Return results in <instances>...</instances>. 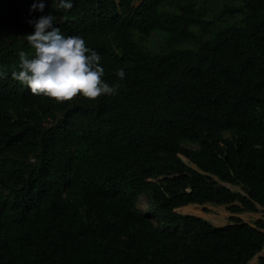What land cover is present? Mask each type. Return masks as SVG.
Wrapping results in <instances>:
<instances>
[{
	"label": "trees",
	"instance_id": "1",
	"mask_svg": "<svg viewBox=\"0 0 264 264\" xmlns=\"http://www.w3.org/2000/svg\"><path fill=\"white\" fill-rule=\"evenodd\" d=\"M33 2L0 0V264H248L264 219L177 208L264 207V0ZM50 12L115 95L57 102L12 78L35 53L27 21ZM154 31L159 52L143 45Z\"/></svg>",
	"mask_w": 264,
	"mask_h": 264
},
{
	"label": "clouds",
	"instance_id": "2",
	"mask_svg": "<svg viewBox=\"0 0 264 264\" xmlns=\"http://www.w3.org/2000/svg\"><path fill=\"white\" fill-rule=\"evenodd\" d=\"M45 0H34L29 13L43 12ZM57 9L70 10L73 0H57ZM57 17L51 12L29 19L33 31L26 35L27 42L34 48L29 58L24 50L18 51V71H12L14 80L26 86L33 95H44L57 102L71 100L77 94L95 100L102 95H115L119 85H110L104 77L101 55L86 46L79 35H64L54 26ZM115 75L123 80L125 70L117 69ZM4 73L0 72V78Z\"/></svg>",
	"mask_w": 264,
	"mask_h": 264
},
{
	"label": "rangeland",
	"instance_id": "3",
	"mask_svg": "<svg viewBox=\"0 0 264 264\" xmlns=\"http://www.w3.org/2000/svg\"><path fill=\"white\" fill-rule=\"evenodd\" d=\"M143 45L152 52L162 51L164 48L168 46L167 37L161 31H154L144 42ZM189 43L181 44V47H187ZM225 137H229V134H225ZM185 162L190 163L186 158L182 157ZM223 183V182H221ZM229 187H231L235 191H241L240 186H232L231 184L223 183ZM139 206L143 209H147L145 197H141L139 200ZM197 216H201L202 218L210 221L211 223L221 226L230 223L231 221V213L227 206L225 205H215L212 203L206 204H198L196 205V211H193ZM244 220L245 222L255 224L257 220L264 219V207H259L257 212H242L237 214ZM264 254V249L256 255L248 264H259V256Z\"/></svg>",
	"mask_w": 264,
	"mask_h": 264
},
{
	"label": "crops",
	"instance_id": "4",
	"mask_svg": "<svg viewBox=\"0 0 264 264\" xmlns=\"http://www.w3.org/2000/svg\"><path fill=\"white\" fill-rule=\"evenodd\" d=\"M196 205H198V204H188V205H185V206L177 208V211L182 213V214H194L193 211H196ZM237 214H240V213H237ZM237 214H231V216H235V217H239L240 218V216H238ZM194 215H197V214H194Z\"/></svg>",
	"mask_w": 264,
	"mask_h": 264
},
{
	"label": "water",
	"instance_id": "5",
	"mask_svg": "<svg viewBox=\"0 0 264 264\" xmlns=\"http://www.w3.org/2000/svg\"><path fill=\"white\" fill-rule=\"evenodd\" d=\"M264 256V254H262L261 256H259V258H261V257H263Z\"/></svg>",
	"mask_w": 264,
	"mask_h": 264
}]
</instances>
